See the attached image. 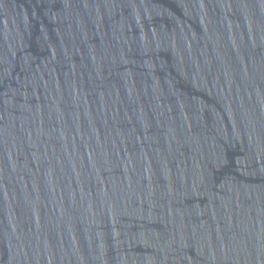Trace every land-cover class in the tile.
<instances>
[{
    "label": "water",
    "instance_id": "95a60500",
    "mask_svg": "<svg viewBox=\"0 0 264 264\" xmlns=\"http://www.w3.org/2000/svg\"><path fill=\"white\" fill-rule=\"evenodd\" d=\"M0 264H264V0H0Z\"/></svg>",
    "mask_w": 264,
    "mask_h": 264
}]
</instances>
